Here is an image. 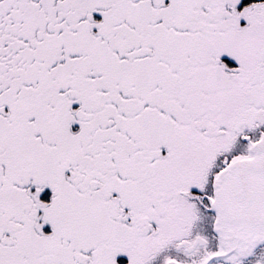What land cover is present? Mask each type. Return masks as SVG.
<instances>
[{
    "label": "snow or ice",
    "instance_id": "obj_1",
    "mask_svg": "<svg viewBox=\"0 0 264 264\" xmlns=\"http://www.w3.org/2000/svg\"><path fill=\"white\" fill-rule=\"evenodd\" d=\"M0 264H264V0H0Z\"/></svg>",
    "mask_w": 264,
    "mask_h": 264
}]
</instances>
